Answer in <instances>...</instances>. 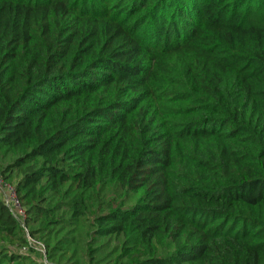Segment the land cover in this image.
<instances>
[{"label": "trees", "instance_id": "trees-1", "mask_svg": "<svg viewBox=\"0 0 264 264\" xmlns=\"http://www.w3.org/2000/svg\"><path fill=\"white\" fill-rule=\"evenodd\" d=\"M0 264H264V0H0Z\"/></svg>", "mask_w": 264, "mask_h": 264}, {"label": "built area", "instance_id": "built-area-1", "mask_svg": "<svg viewBox=\"0 0 264 264\" xmlns=\"http://www.w3.org/2000/svg\"><path fill=\"white\" fill-rule=\"evenodd\" d=\"M0 187L4 190L6 196L4 195L2 197V200L7 204L13 211L16 212L17 215L23 216L21 209L18 206L15 194L12 190V188L6 184H4L0 180Z\"/></svg>", "mask_w": 264, "mask_h": 264}, {"label": "rangeland", "instance_id": "rangeland-1", "mask_svg": "<svg viewBox=\"0 0 264 264\" xmlns=\"http://www.w3.org/2000/svg\"><path fill=\"white\" fill-rule=\"evenodd\" d=\"M4 195L6 196L4 190L0 187V197L2 198Z\"/></svg>", "mask_w": 264, "mask_h": 264}]
</instances>
